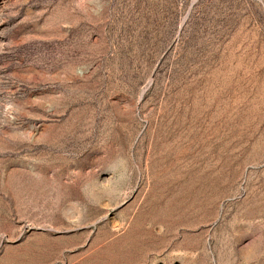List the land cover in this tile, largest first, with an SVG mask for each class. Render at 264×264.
<instances>
[{
    "label": "rangeland",
    "instance_id": "374dc122",
    "mask_svg": "<svg viewBox=\"0 0 264 264\" xmlns=\"http://www.w3.org/2000/svg\"><path fill=\"white\" fill-rule=\"evenodd\" d=\"M0 264H264V0H0Z\"/></svg>",
    "mask_w": 264,
    "mask_h": 264
}]
</instances>
